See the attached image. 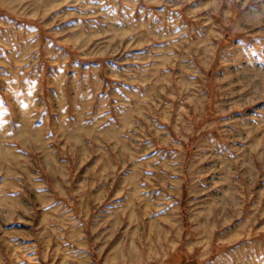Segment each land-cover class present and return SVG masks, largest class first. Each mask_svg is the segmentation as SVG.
Instances as JSON below:
<instances>
[{
    "label": "rangeland",
    "instance_id": "rangeland-1",
    "mask_svg": "<svg viewBox=\"0 0 264 264\" xmlns=\"http://www.w3.org/2000/svg\"><path fill=\"white\" fill-rule=\"evenodd\" d=\"M0 264H264V0H0Z\"/></svg>",
    "mask_w": 264,
    "mask_h": 264
},
{
    "label": "trees",
    "instance_id": "trees-1",
    "mask_svg": "<svg viewBox=\"0 0 264 264\" xmlns=\"http://www.w3.org/2000/svg\"><path fill=\"white\" fill-rule=\"evenodd\" d=\"M184 203H185V200H184V202H183V207L185 206V204H184ZM184 214H185V213H184Z\"/></svg>",
    "mask_w": 264,
    "mask_h": 264
}]
</instances>
